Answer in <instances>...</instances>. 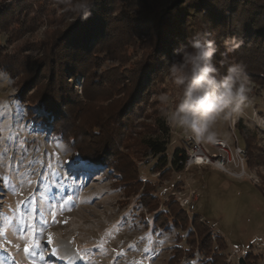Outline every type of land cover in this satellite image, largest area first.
<instances>
[{
    "label": "trees",
    "instance_id": "trees-1",
    "mask_svg": "<svg viewBox=\"0 0 264 264\" xmlns=\"http://www.w3.org/2000/svg\"><path fill=\"white\" fill-rule=\"evenodd\" d=\"M53 5L0 0V70L15 81L29 119L60 137L75 163L89 161L127 201L137 198L147 214L156 213V229L177 232L168 264L197 257L230 264L226 240L199 215L190 216L174 197L160 211L157 188L182 171L185 154L178 149L169 157L171 133L161 115L168 107L154 97L176 87L168 69L197 33L214 42L218 78L240 64L264 89V0H92L88 19ZM43 27V38L31 40ZM108 61L117 66L106 70ZM235 132L246 167L264 170L256 135L242 119ZM151 158L157 183L141 178L139 164ZM254 252L245 264H263Z\"/></svg>",
    "mask_w": 264,
    "mask_h": 264
},
{
    "label": "rangeland",
    "instance_id": "rangeland-1",
    "mask_svg": "<svg viewBox=\"0 0 264 264\" xmlns=\"http://www.w3.org/2000/svg\"><path fill=\"white\" fill-rule=\"evenodd\" d=\"M44 31L43 27L30 39L41 40ZM5 42L6 36L0 35L1 45ZM114 66L116 62L108 61L104 68ZM247 87L250 91L243 113L235 119L218 120L212 127L214 137L201 141L210 152H217V148L208 145L209 141L226 142L237 163V146H242L236 143L233 132L239 119L264 149V89L249 81ZM175 91L177 87L170 88L169 93ZM167 126L171 133L168 155L172 158L176 150H182L184 133ZM71 157L60 137L41 130L29 119L26 106L17 98L15 81L0 70V177L5 176L0 191V229L8 230L15 240L22 223L21 199L28 201L33 213L40 201L44 213L50 212L52 218L59 212L58 223H52L51 217L46 227L40 222V227L45 228L42 239L46 242L49 234L53 238V244L44 250L45 256L50 257L55 248L64 264H81V258L82 264H168L177 232L156 229V213L147 214L136 204L137 198L127 201L96 166L84 172ZM156 162L151 158L139 164L143 181L158 182ZM229 169L237 171L231 166ZM245 170L246 177L235 179L213 167L183 168L160 184L156 193L161 201L160 211L174 197L181 208L192 211L190 216L195 213L213 227L227 242L225 254L230 264H245V255L251 249L264 257V170H251L246 164ZM189 200L192 208L187 206ZM3 244L0 241V247ZM14 246L22 249V238ZM13 256L19 264H44L38 254L29 256L10 246L7 252L0 249L5 264H10ZM48 264L59 262L53 259ZM182 264L201 262L197 257L183 260Z\"/></svg>",
    "mask_w": 264,
    "mask_h": 264
},
{
    "label": "clouds",
    "instance_id": "clouds-1",
    "mask_svg": "<svg viewBox=\"0 0 264 264\" xmlns=\"http://www.w3.org/2000/svg\"><path fill=\"white\" fill-rule=\"evenodd\" d=\"M91 3L92 0H54L53 6H64L76 17L88 19ZM216 51L213 41L197 33L186 48L178 50L182 58L173 61L168 69L179 90L154 97L161 105L168 106L161 112L165 122L197 142L214 137L213 125L221 119L238 118L248 103L250 89L243 66L232 64L227 74L218 78ZM174 101H177L175 107H171Z\"/></svg>",
    "mask_w": 264,
    "mask_h": 264
},
{
    "label": "snow or ice",
    "instance_id": "snow-or-ice-1",
    "mask_svg": "<svg viewBox=\"0 0 264 264\" xmlns=\"http://www.w3.org/2000/svg\"><path fill=\"white\" fill-rule=\"evenodd\" d=\"M76 164L82 169L84 172H87L90 169V162L86 160L76 161ZM9 182V178H8ZM5 184V176L0 177V191H3V185ZM0 207H3L0 205ZM28 209L25 211L24 209ZM49 217H51L52 223H58L59 212L56 213L55 217L52 218L51 213H44V207L41 206L40 201L36 204V211L33 213L31 208L28 205V201L21 199L20 204V220L22 223H19V231L16 234L15 240L9 236L8 230L0 229V241H4L3 247H0L3 251L7 252L9 246L14 249L16 252H20L21 250L28 254L29 256H34L38 254L42 259L41 261L44 264H48L50 260L55 259L59 264H64L61 257L58 254V249H51V256H45L44 250L48 245L53 244V238L51 234L47 236L46 242L42 239L45 235V228L40 227V222L43 221L45 227L49 223ZM22 238V242L24 243V247L16 248L15 241L20 240ZM83 262V258H81V264ZM0 264H5L4 258H0ZM10 264H19V260L16 257H12L10 259Z\"/></svg>",
    "mask_w": 264,
    "mask_h": 264
},
{
    "label": "built area",
    "instance_id": "built-area-1",
    "mask_svg": "<svg viewBox=\"0 0 264 264\" xmlns=\"http://www.w3.org/2000/svg\"><path fill=\"white\" fill-rule=\"evenodd\" d=\"M233 136L238 144V138L235 132H233ZM208 145L217 148V152H210V150L205 149L202 142H197L196 140L183 135L182 150L185 154V159L181 164L183 168L213 167L235 179H242L247 176L245 170L247 155L244 149L237 146L236 156L239 159V163H237V159L229 154L231 148L226 142L222 140H212L208 142ZM230 166L237 171L231 172L229 169ZM187 206L192 208L191 206L193 205L191 200L187 202Z\"/></svg>",
    "mask_w": 264,
    "mask_h": 264
},
{
    "label": "bare ground",
    "instance_id": "bare-ground-1",
    "mask_svg": "<svg viewBox=\"0 0 264 264\" xmlns=\"http://www.w3.org/2000/svg\"><path fill=\"white\" fill-rule=\"evenodd\" d=\"M65 263V261H63Z\"/></svg>",
    "mask_w": 264,
    "mask_h": 264
}]
</instances>
